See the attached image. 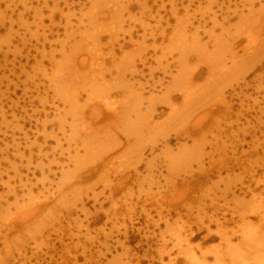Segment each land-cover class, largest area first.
<instances>
[{
  "label": "rangeland",
  "instance_id": "1",
  "mask_svg": "<svg viewBox=\"0 0 264 264\" xmlns=\"http://www.w3.org/2000/svg\"><path fill=\"white\" fill-rule=\"evenodd\" d=\"M251 242L264 0H0V264H262Z\"/></svg>",
  "mask_w": 264,
  "mask_h": 264
},
{
  "label": "bare ground",
  "instance_id": "2",
  "mask_svg": "<svg viewBox=\"0 0 264 264\" xmlns=\"http://www.w3.org/2000/svg\"><path fill=\"white\" fill-rule=\"evenodd\" d=\"M45 1H46V0H45ZM238 1H239V0H238ZM256 1H257V0H256ZM137 2H138V1H137ZM65 3H66V2H65ZM142 3H143V2H142ZM214 3H215V2H214ZM250 3H251V2H250ZM257 3H258V2H257ZM252 5H253V4H252ZM143 6H144V4H143ZM249 6H250V4H249ZM262 6H263V5H262ZM172 8H173V7H172ZM172 8H171V9H172ZM234 8H235V7H234ZM162 9H163V8H162ZM236 9H237V8H236ZM247 9H248V8H247ZM251 9H252V6H251ZM186 10H187V9H186ZM249 10H250V9H249ZM261 10H263V8H261ZM247 11H248V10H247ZM252 11H253V9H252ZM232 12H233V11H232ZM248 12H249V11H248ZM250 12H251V11H250ZM212 13H213V12H212ZM213 14H214V13H213ZM174 15H175V14H174ZM191 16H192V15H191ZM191 16H190V17H191ZM240 17H241V15H240ZM214 18H215V17H214ZM215 21H216V20H215ZM186 23H187V21H186ZM35 24H36V23H35ZM66 25H67V24H66ZM191 26H192V25H191ZM185 29H186V28H185ZM196 31H198V30H196ZM196 31H195V33H196ZM86 32H87V31H86ZM186 32H187V31H186ZM182 35H185V34H182ZM192 35H193V34H192ZM196 35H197V33H196ZM209 35H210V34H209ZM153 37H154V36H153ZM195 37H196V36H195ZM195 37H194V38H195ZM181 38H182V37H181ZM183 38H184V37H183ZM57 39H58V38H57ZM184 39H185V38H184ZM196 39H197V38H196ZM45 40H46V39H45ZM45 40H44V41H45ZM193 41H194V40H193ZM219 47H220V46H219ZM176 49H177V48H176ZM215 50H217V49L215 48ZM62 52H63V51H62ZM219 53H220V52H219ZM229 54H230V53H229ZM98 56H99V55H98ZM170 56H171V55H170ZM219 56H220V55H219ZM221 56H222V55H221ZM139 57H140V56H139ZM184 59H185V57H184ZM219 59H220V58H219ZM223 59H224V58H223ZM64 60H65V58H64ZM229 60H230V59H229ZM142 61H143V60H142ZM142 61H140V62H142ZM223 61H224V60H223ZM57 62H58V61H57ZM129 62H130V61H129ZM61 64H62V63H61ZM183 64H184V61H183ZM140 65H145V61H143L142 63H140ZM170 66H171V65H170ZM38 67H39V66H38ZM167 67H168V66H166V68H167ZM249 67H250V66H249ZM149 68H150V67H149ZM164 68H165V67H164ZM250 68H251V67H250ZM252 68H254V66H253ZM76 69H77V68H76ZM115 69H116V68H115ZM133 69H134V67H133ZM152 69H153V68H152ZM152 69H150V72H153ZM246 69L248 70V68H246ZM135 70H136V69H135ZM154 70H155V68H154ZM158 70H159V69H158ZM161 70H162L163 73L166 74V70H165V69L163 70V68H162ZM196 70H197V69H196ZM247 70H245V71H247ZM262 70H263V69H262ZM192 71H193V70H192ZM110 72H111V71H110ZM131 72L134 73L135 71H131ZM131 72H130V73H131ZM137 72H138V70L136 71L135 75H138V74H139V75H143V72H142V71L139 70V73H137ZM150 72H149V73H150ZM194 72H195V70H194ZM57 73H58V72H57ZM248 73H249V72H248ZM151 74L153 75L154 73H151ZM193 74H194V73H193ZM241 74H242V73H241ZM243 75H245V74H243ZM243 75H242V76H243ZM153 76H154V75H153ZM238 76H239V75H238ZM150 77H151V76H150ZM195 78H197V75H196V76L193 75L192 78L190 77L189 81L192 82ZM242 79H243V78H242ZM242 79H241V80H242ZM243 82H244V81H243ZM159 83H160V81H159ZM177 83H178V82H177ZM244 83H245V82H244ZM107 87H108V86H107ZM177 87H178V86H177ZM185 87H187V85H186ZM227 88H228V87H227ZM230 88H231V86H230ZM233 88H234V87H233ZM234 89H235V88H234ZM179 91H180V90H179ZM222 91H223V90H222ZM185 92H186V91H185ZM234 94H235V93H234ZM104 95H105V94H104ZM98 96H99V95H98ZM170 96H171V95H170ZM170 96H169V97H170ZM172 96H173V95H172ZM172 96H171V97H172ZM213 96H214V95H213ZM169 97H168L167 101H165V100H164L163 102L161 101V105H162L163 107H169L170 105H172V104H171V103H172L171 100H172L173 98H171V97L169 98ZM236 97H238L237 94H236ZM164 98H165V97H164ZM89 99H90V98H89ZM239 100H240V99H239ZM69 101H70V100H69ZM241 104H242V103H241ZM75 105H76V104H75ZM78 105H79V104H78ZM92 105H93V104H92ZM96 105H97V104H96ZM98 105H99V103H98ZM106 105H107V104H106ZM106 105H105V106H106ZM199 105H200V104H199ZM199 105H198V106H199ZM205 105H206V104H205ZM87 106H88V105H87ZM100 107H101V106H100ZM132 107H133V106H132ZM170 107H171V106H170ZM190 107H191V106H190ZM77 108H78V107H77ZM171 108H172V107H171ZM84 109H85V107H84ZM133 109H134V107H133ZM195 109H196V107H195ZM195 109H194V110H195ZM73 110H74V109H73ZM135 110H136V109H135ZM172 110H173V109H172ZM82 111H83V110H82ZM152 111H153V110H152ZM173 111H174V110H173ZM190 111H191V110H190ZM84 112H85V111H84ZM84 112H83V113H84ZM149 112H150V111H149ZM155 112H157V111L155 110L154 113H155ZM194 112H195V111H194ZM109 114H110V113H109ZM158 114H160V113H158ZM204 114L207 115L206 113H204ZM225 114H226V113H225ZM78 115H79V114H78ZM168 115H169V114H168ZM205 115H203V116H205ZM75 116H76V115H75ZM141 116H142V115H141ZM203 116H201V117L204 119ZM208 116H209V115H208ZM109 117H110V116H109ZM114 117H115V116H114ZM105 118H106V117H105ZM192 118H193V116H192ZM194 118H195V117H194ZM202 118H201V119H202ZM227 118H228V117H227ZM187 119H188V118H187ZM85 120H86V119H85ZM116 120H117V119H116ZM135 120H136V119H135ZM139 120H140V119H139ZM199 120H200V118L197 117V118L195 119V122H194V123L192 122V119H191V121H190L189 123H187V124L190 125L191 123H193L191 126H195V125H196V121H199ZM114 121H115V120H114ZM130 121H131V120H130ZM137 122H138V121H137ZM186 122H187V120H186ZM128 123H129V121H128ZM131 123H132V122H131ZM70 125H71V124H70ZM84 125H85V124H84ZM105 125H106V124H105ZM132 125H133V124H132ZM132 125H131V126H132ZM141 125H142V124H141ZM99 127H100V126H99ZM61 128H62V127H61ZM183 128H186V127H183ZM210 128H211V127H210ZM73 129H74V128H73ZM130 130H131V129H130ZM135 131H136V130H135ZM184 131L190 133V131H191L190 126L187 127ZM122 133H123V132H122ZM124 133H125V132H124ZM188 133H187V134H188ZM126 134H127V133H126ZM182 134H183V133H182ZM40 135H41V134H40ZM128 135H129V134H128ZM130 135H131V133H130ZM170 135H171V134H170ZM73 136H74V135H73ZM115 136H116V135H115ZM167 136H168V135H167ZM125 137H126V136H125ZM164 137H165V136H164ZM114 138H115V137H114ZM116 138L118 139V137H116ZM126 138H127V137H126ZM162 138H163V137H162ZM165 138H166V137H165ZM175 138H176V137H175ZM117 139H116V140H117ZM168 139H169V137H168ZM168 139H166V140L168 141ZM176 139H177V138H176ZM125 141H126V140H125ZM118 142H119V141H118ZM166 143H167V142H166ZM117 144H118V143H117ZM117 144H116V145H117ZM120 144H121V143H120ZM216 144H217V143H216ZM161 145H162V144H161ZM153 146H154V145H153ZM167 146H168V145L166 144V148H167ZM257 147H258V146H257ZM166 148H165V149H166ZM171 148H172V147H171ZM110 149H111V147H110ZM151 149H154V148L152 147ZM198 149H199V148H198ZM40 150H41V149H40ZM162 151H163V150H162ZM170 151H171V150H170ZM152 152H153V151H152ZM152 152H150V153H152ZM143 153H144V149H142V151H141V153H140V155H139V158H140V159H142ZM170 155H171V154H170ZM172 156H173V155H172ZM206 156H207V155H206ZM137 158H138V157H137ZM142 160H143V159H142ZM152 160H153V159H152ZM150 161H151V160H150ZM139 162H140V161H139ZM137 164H139V163L137 162V163H136V166H138ZM27 165H28V164H27ZM134 165H135V164H134ZM152 166H153V165H152ZM171 166H172V165H171ZM147 167H149V166H147ZM125 173H126V172H125ZM123 183H124V182H123ZM175 184H176V183H175ZM248 184H249V183H248ZM172 186H173V185H172ZM173 187H174V186H173ZM94 196H95V195H94ZM95 198H96V197H95ZM158 201H159V200H158ZM260 202H261V201H260ZM198 205H199V204H198ZM19 210H20V209H19ZM21 214H22V213H21ZM27 215H28V213H27ZM23 217H24V216H23ZM146 220H147V219H146ZM80 225H81V224H80ZM11 227H12V226H11ZM258 227H259V226H258ZM12 229H13V228H12ZM253 239H255V238H253ZM251 243H252V242H251ZM255 243H256V242H253L252 245H253L254 248L256 247V249H253V248H252V249H253V251H254V250H258V251H259V254L256 255V256H254V258H256V260H257V258H260V250L262 249V247L264 246V244H261V245H258V246H257V243H258V242H257V243H256V246H255ZM249 244H250V243H249ZM250 248H251V246H250ZM250 248H248V251L250 250ZM253 251H252V252H253ZM240 254H241V253H240ZM242 254H243V253H242ZM254 255H255V253H254ZM237 258L240 259V257H237ZM258 260H259V259H258ZM261 260H262V259H261ZM240 263H241V262H240ZM263 263H264V262H263ZM263 263H262V264H263ZM260 264H261V263H260Z\"/></svg>",
  "mask_w": 264,
  "mask_h": 264
}]
</instances>
